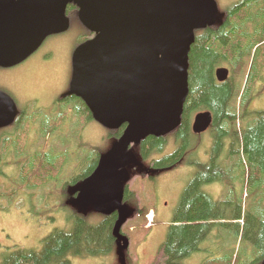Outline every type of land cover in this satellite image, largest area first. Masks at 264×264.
Returning <instances> with one entry per match:
<instances>
[{
  "label": "trees",
  "instance_id": "1",
  "mask_svg": "<svg viewBox=\"0 0 264 264\" xmlns=\"http://www.w3.org/2000/svg\"><path fill=\"white\" fill-rule=\"evenodd\" d=\"M74 12L68 14L70 20L76 17ZM84 31L76 46L92 38V33ZM187 65V95L179 127L167 136L148 137L130 148L141 169L131 166L129 173L137 171L138 178L143 177L145 171H151L154 174L148 178L154 182L156 174L167 170L188 166L196 169L194 178L181 194L156 264H183L193 254L201 253L200 246L218 227L226 228L228 236L239 240L241 250L222 258L205 259L201 264H262L264 111L252 112L249 107L257 83L262 82L264 74V0H240L219 12L214 26L196 31ZM219 68L229 71V77L223 83H218L214 75ZM67 105L66 110L57 105L51 111H33L31 119L38 121L37 125L13 127V132L4 135L0 142V167L12 155L21 169L14 185L19 183L26 193L45 185L50 179L57 182L62 170L64 160L54 149L44 147L45 137L55 135L57 138L58 131L71 120L81 121L83 125L94 122L80 99L73 96ZM202 112L212 116L208 130L212 150L206 162L200 160L197 153L193 154L199 147L196 142L201 135L191 132L194 116ZM124 130L125 126L107 131L108 138L114 142ZM30 134L36 137L31 150L27 148ZM169 138H173L176 149L156 159L155 156L165 150ZM211 153H215V157ZM102 155L92 148L91 167L64 183L61 193L65 196L74 193L75 199L78 186L93 173ZM211 184L221 186L220 200H214L202 191L203 186ZM74 199L69 202L74 203ZM129 201H135V193L125 184L122 205L130 215L117 234L126 238L130 245L142 236L145 238L150 227L136 223V229L130 226L127 227L129 230L123 229L134 217L144 218L146 211L137 203L132 209ZM73 205L60 204L72 223L70 232L54 231L42 241L40 252L16 249L6 254L0 264H70L69 257H107L117 251L121 263L126 264L128 253L125 249L119 250L118 237L114 234L119 214L100 216L97 224H91L87 220V212L91 209L82 212ZM138 233L142 236H137Z\"/></svg>",
  "mask_w": 264,
  "mask_h": 264
},
{
  "label": "water",
  "instance_id": "2",
  "mask_svg": "<svg viewBox=\"0 0 264 264\" xmlns=\"http://www.w3.org/2000/svg\"><path fill=\"white\" fill-rule=\"evenodd\" d=\"M69 4L78 9L80 24L94 34L72 54L69 93L105 130L125 126L80 183L73 204L101 216L117 212L114 234L119 250L126 249L129 242L117 234L130 215L122 205L124 185L130 179L128 169L140 168L130 147L179 127L195 32L214 26L219 11L214 0H0V68L22 63L47 38L68 31ZM214 75L223 83L229 71L219 68ZM15 115V105L0 92V129ZM211 124L209 112L198 113L191 131L201 135Z\"/></svg>",
  "mask_w": 264,
  "mask_h": 264
},
{
  "label": "rangeland",
  "instance_id": "3",
  "mask_svg": "<svg viewBox=\"0 0 264 264\" xmlns=\"http://www.w3.org/2000/svg\"><path fill=\"white\" fill-rule=\"evenodd\" d=\"M238 1L240 0H214L220 13ZM71 18L73 22L68 31L58 36L47 38L38 53H35L30 59V62L34 63L37 57H40L45 51H52L51 61L57 63L56 75L51 71V78L44 77L45 84L40 87L35 84L41 82L35 79L37 76L30 75L23 78V84L21 83V88H19L18 83L14 84L17 78L13 74L16 72H0V88H10L13 94L20 96L51 93L50 90H53V79H56V90L66 86L70 78L71 53L76 48L79 35L85 33L76 17ZM50 85H52L51 89ZM51 97L52 94L49 95V99ZM253 97L249 111H264V74L262 82L259 81L257 83ZM39 101L43 104L44 102L48 103L47 99H40ZM72 121H70L71 123L68 121L58 131L57 138H54V135L47 136L43 140L44 147L47 146L49 150L54 149L55 154L60 155L64 160L57 182H52L50 179L45 185L32 189L28 193L18 183L16 185L18 187L17 190L14 188V180L18 179L19 171L11 170H14L16 166L20 168V166L16 164V160H13L12 155H9L4 160L5 165L3 168L11 169L2 171L3 182L1 181V183L3 188L1 192L3 193L4 202L0 203V262L2 257L14 249L33 250L38 253L42 248V241L49 234L54 231L70 232L72 230V223L67 220V214L64 210H61L60 204L65 203L66 205L67 203L72 206V201H69L74 199V193H68L67 196L63 195L61 193L62 186L78 172L87 171L91 167L92 158L90 152L92 148L105 154L115 142L109 139L105 129L95 122L83 125L81 121ZM34 140L36 143L35 135L30 134L27 141L28 149L33 146ZM196 143L199 144V147L196 151L193 150L195 151L193 154L197 153L196 156L199 155L198 158L206 162L210 156L209 152L212 150V141L208 131L201 135L200 140ZM193 148L195 149L196 146ZM175 149L176 145L173 138H169L168 145L163 153L156 155L155 158L160 159L169 155ZM211 155L215 157V153H211ZM22 163L23 161H21ZM128 171L130 170L128 169ZM129 174V181L132 180L127 187L135 193V201H129V205L133 209L136 203L140 204L146 211L143 213L144 218L134 217L124 225L123 229L129 230L128 226L136 229V223L147 225L146 217L150 214V210H152L153 221L148 235L143 238L138 233L137 236L140 235L142 237L134 243L130 242L128 249H125L128 253L127 257H129L126 260V264H156V261L159 260L160 246L165 241L168 227L180 201L181 194L187 184L194 178L196 169L194 166H188L167 170L158 175L154 182L147 179L148 176L138 178L135 170H132ZM202 191L210 194L214 200H220L223 194L221 186L217 184L203 186ZM76 194L75 203L78 198V189ZM73 206L77 207L76 204ZM100 219V215L92 210L87 212L89 223L97 224ZM133 244L138 245L134 247ZM241 247L239 240L228 236L226 228L218 227L213 230L208 241L200 246L202 249L201 253L193 254L183 264H201L205 259L222 258L233 251L237 253L241 250ZM69 261L70 264H122L118 251L107 257H87L84 259L69 257Z\"/></svg>",
  "mask_w": 264,
  "mask_h": 264
},
{
  "label": "flooded vegetation",
  "instance_id": "4",
  "mask_svg": "<svg viewBox=\"0 0 264 264\" xmlns=\"http://www.w3.org/2000/svg\"><path fill=\"white\" fill-rule=\"evenodd\" d=\"M68 9H69V12H68ZM70 10H72V11H70ZM74 10H75V12H74ZM66 11H65V14H66L67 18L69 19V25H70L69 28H70L73 21H72V19L70 20V18L68 17V14H72L73 12L76 13V19L78 20V16H77L78 9L73 4H69L66 7ZM78 22H79V20H78ZM79 24H80V22H79ZM86 32H88V31H86ZM88 33L90 34V32H88ZM90 35H91L90 37H92V38L94 37V36H92V34H90ZM54 36H58V35H54ZM91 39H89V40H91ZM42 45H41V47H42ZM41 47L35 53H38V51L41 49ZM77 47L78 46H76V48ZM75 49H73L71 56H70V78H69V81L66 84V86H64L63 88L56 90V88H55L57 86L56 79H53V83H52L53 84V90H50L51 93L46 92L45 94H33V95H20L19 96L18 94L17 95L13 94V91H11L10 88H0V92L4 93L6 96H8L16 108V115H15L14 121L9 126L0 129V142H1L4 135L9 134L10 132H13V130H14L13 127L19 128L21 126H31L33 124L37 125L39 122L35 121L34 119H31L33 111H39L41 109L45 110V111H51L53 108L56 109L57 105H59L61 110H66V108L68 106L67 102L73 98V96H71L69 93V85H70L71 72H72L71 60H72V54H73ZM33 55H31L28 59H26L22 63L14 66L12 68H8V69L0 68V72H4V73L16 72L15 74H13L14 77L17 78L15 80L14 84L18 83L19 88H21V83H22L23 78L29 77L30 75L37 76V78H35V79H38L41 81V82L35 83L36 85H39L38 87L43 86L45 84L44 83L45 81L43 80L44 77H48L50 79L51 78V76H50L51 71H53V73H55V75H56L57 63L56 62L54 63L51 61V57L53 56L52 51H45L40 57H37V59L34 63H31L30 59L33 57ZM20 78H21V80H20ZM51 86L52 85H50V89H51ZM51 94H52V97L49 99V95H51ZM40 99H42V100L47 99L48 103L44 102V104H43L39 101ZM0 155H1V153H0ZM9 169H11V168L0 167V185L1 186H2L1 181L3 182L2 171H8ZM15 169L11 170V171H21L20 168L15 167ZM1 186H0V203L4 202L3 193L1 192V189L3 188V186L2 187ZM15 187L18 190V187L17 186H15ZM2 260H3V257H2ZM2 260H1V262H2Z\"/></svg>",
  "mask_w": 264,
  "mask_h": 264
}]
</instances>
